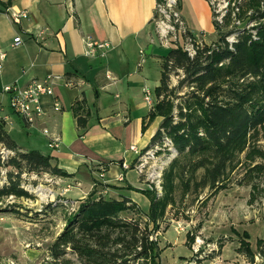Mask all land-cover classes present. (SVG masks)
Returning <instances> with one entry per match:
<instances>
[{
  "label": "crops",
  "instance_id": "obj_1",
  "mask_svg": "<svg viewBox=\"0 0 264 264\" xmlns=\"http://www.w3.org/2000/svg\"><path fill=\"white\" fill-rule=\"evenodd\" d=\"M157 4L158 0H0V51L6 53L0 71V121L7 127L18 122L7 110L10 102L5 85L18 81L25 86L49 74L60 76L55 97L61 109H54L53 96H44L43 118L34 125L23 120L29 130L46 137L47 145L44 128L61 138L60 148H51L49 154L40 152L50 155L51 163L69 174L54 175L67 185L66 193H71L68 196L76 207L92 192L93 179H97L94 175L103 170L104 179L113 186L112 193L104 196L127 197L147 205L144 190L150 189L140 183L134 169L125 173L122 182L115 179L121 172L120 164H132L136 158L131 146H151L163 120L161 116L150 120L153 105L146 101L144 92L147 87L152 91L154 104L162 76L159 51L173 48L158 37ZM179 10L190 33L208 35L215 31L207 0H180ZM24 11L27 17L16 20ZM18 36L22 43L13 45ZM88 39L108 42L106 55L103 57L101 50L93 57L86 55ZM150 44V58L146 54L145 62L139 64L140 50L146 52ZM106 71L116 80L107 79ZM79 103L83 106L79 113L87 118L84 129L74 112ZM87 179L91 183L86 189Z\"/></svg>",
  "mask_w": 264,
  "mask_h": 264
},
{
  "label": "rangeland",
  "instance_id": "obj_2",
  "mask_svg": "<svg viewBox=\"0 0 264 264\" xmlns=\"http://www.w3.org/2000/svg\"><path fill=\"white\" fill-rule=\"evenodd\" d=\"M240 1L209 0L214 22L216 18L226 16L230 7H235L236 11V3ZM248 14L239 18L236 12H232L229 19L223 18L221 31L215 28L208 35L194 34V39L212 47L218 45L222 33L251 27L254 22L250 21ZM234 39L233 35L228 37L229 41ZM177 42L173 41L171 47H191V42H186L184 37ZM159 52L163 58L169 50L160 49ZM184 76L181 69L172 70L170 86L179 85ZM189 81L177 90L178 96L193 90ZM182 101L175 99L176 104ZM7 110L12 120L18 122L10 127L6 124L5 128L18 145L51 153L44 135L29 130L23 117L11 107ZM174 112L178 114L176 108ZM154 145L159 146L156 155L158 162L164 163L162 186L166 183L167 188H163L160 194L150 190L153 194L146 197L145 207L136 203L122 214L139 219L142 225L153 230L152 239L157 242L160 254L159 264H263L264 171L258 166H264V123L250 133L243 149L236 150L231 159L220 166L215 181L212 174L218 165V157L212 153L179 155L166 136ZM7 149L0 142V156L5 157L0 166V187L10 182L12 173L28 195L0 197V264H44L50 260V245L78 206L71 204L72 199L68 196L71 193L65 190L67 185L56 180L55 175L47 170H31L21 162L22 171L17 177L20 169L8 162ZM90 183V179L84 180V188H89ZM140 183L147 185L144 176L140 177ZM107 186L110 187L107 192L112 193L113 186H104L101 180L91 191L102 192ZM151 196H156V200L161 202L158 214L163 215L156 222L148 216ZM70 257L75 256L71 254Z\"/></svg>",
  "mask_w": 264,
  "mask_h": 264
},
{
  "label": "trees",
  "instance_id": "obj_3",
  "mask_svg": "<svg viewBox=\"0 0 264 264\" xmlns=\"http://www.w3.org/2000/svg\"><path fill=\"white\" fill-rule=\"evenodd\" d=\"M236 9L230 7L225 17L229 19L232 12L239 18L249 13L250 21L254 22L251 27L222 33L218 45H199L194 56L177 45L162 58L161 83L155 89L156 101L150 113V120L163 117L153 144L166 136L179 155L210 152L218 157L212 174L214 181L220 166H224L236 150L243 149L250 133L264 123V0H241L236 3ZM214 25L218 31L223 28L218 22ZM231 35L235 38L233 41L228 40ZM174 69H181L185 76L172 88L170 74ZM186 81L193 90L180 97L177 90ZM179 98L183 101L176 104L175 99ZM81 109L83 106L79 103L74 112L79 127L84 129L87 118L79 113ZM0 142L9 148L8 162L20 169L17 177L22 171L21 162L31 170L69 176L51 163L50 155L38 150L18 152L17 143L1 121ZM3 158L0 156V166ZM258 168L264 171V166ZM9 178V185L0 187V197L28 195L12 173ZM163 188H167L166 183ZM144 193L148 197L153 194L150 190ZM151 199L148 216L156 222L163 215L158 214L161 202L156 196ZM134 204L127 197L117 199L96 190L91 192L50 245V260L44 264H159L153 230L142 225L139 219L122 214Z\"/></svg>",
  "mask_w": 264,
  "mask_h": 264
},
{
  "label": "built area",
  "instance_id": "obj_4",
  "mask_svg": "<svg viewBox=\"0 0 264 264\" xmlns=\"http://www.w3.org/2000/svg\"><path fill=\"white\" fill-rule=\"evenodd\" d=\"M209 1V0H208ZM214 10V15L217 17V10L214 6V1L211 2ZM27 12H22L15 16V19L18 20L20 17H27ZM222 17V16H221ZM225 17V16H224ZM216 18V22L223 23V18ZM155 25L157 29V34L159 39L166 46H171L172 42L181 37L185 38V41L191 42V47L188 48L187 45L183 48L189 53L190 56H194L196 49L202 43L197 42L194 37L195 35L190 33L185 25V22L181 16L179 10V0H162L158 1L156 6V15H155ZM22 43L21 37H16L14 39L13 45H19ZM110 48V44L104 41H96L88 39L86 41V55L95 56L98 50H101V55L104 57L106 51ZM6 58V53L0 51V71L3 68V63ZM146 60V52L144 49L140 50V62L139 64L144 63ZM106 78L115 81V77L110 71H106ZM60 79V76L49 74L42 79H33L27 83L25 86H21L18 81L5 85L4 92L9 94V102L11 109L23 117L31 125H34L36 121L43 118L45 109L42 104V97L44 96H53L54 99V109L56 111L61 109V103L57 97H55V85ZM145 99L151 105L153 104L152 91L147 87L144 89ZM43 133L49 137V147L52 149H58L61 145V138L59 136H52L49 129L44 128ZM131 150L136 154V158L132 164H127L122 162L121 172L117 175L116 181L122 182L125 180V173L130 169H134L139 177L144 176L145 182H147V187L150 190H153L152 185V169H154L153 158H159L156 154L158 149L155 151H145L144 149H139L137 146H131ZM7 154V152H6ZM98 179H94V185H97L98 181L101 180V183L106 186L110 181L104 179V170L103 172L98 173ZM108 187V186H107ZM107 187L100 192L101 194H107Z\"/></svg>",
  "mask_w": 264,
  "mask_h": 264
},
{
  "label": "bare ground",
  "instance_id": "obj_5",
  "mask_svg": "<svg viewBox=\"0 0 264 264\" xmlns=\"http://www.w3.org/2000/svg\"><path fill=\"white\" fill-rule=\"evenodd\" d=\"M156 149H159V146L152 144L148 148H145V151H155ZM153 165H154V169H152L153 191H155L157 194H160L163 190L162 177H163L164 163L158 162V158H153Z\"/></svg>",
  "mask_w": 264,
  "mask_h": 264
},
{
  "label": "water",
  "instance_id": "obj_6",
  "mask_svg": "<svg viewBox=\"0 0 264 264\" xmlns=\"http://www.w3.org/2000/svg\"><path fill=\"white\" fill-rule=\"evenodd\" d=\"M151 50H152V45L150 44L147 48V51H146V54H150L151 53Z\"/></svg>",
  "mask_w": 264,
  "mask_h": 264
}]
</instances>
